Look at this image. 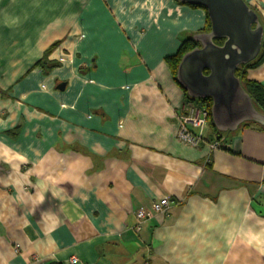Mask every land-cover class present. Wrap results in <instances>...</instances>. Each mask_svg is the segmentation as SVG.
I'll return each mask as SVG.
<instances>
[{
	"label": "crops",
	"instance_id": "0c3cea01",
	"mask_svg": "<svg viewBox=\"0 0 264 264\" xmlns=\"http://www.w3.org/2000/svg\"><path fill=\"white\" fill-rule=\"evenodd\" d=\"M204 24L177 0H0V264H264V129L177 138L165 58ZM245 75L264 87V58Z\"/></svg>",
	"mask_w": 264,
	"mask_h": 264
},
{
	"label": "water",
	"instance_id": "95a60500",
	"mask_svg": "<svg viewBox=\"0 0 264 264\" xmlns=\"http://www.w3.org/2000/svg\"><path fill=\"white\" fill-rule=\"evenodd\" d=\"M177 1L202 6L210 21L209 31L192 35L199 45L182 55L177 83L191 98L211 99V119L220 132L235 131L245 122L264 126V114L255 108L234 74L260 52L263 26L258 14L244 0ZM213 39L223 41L216 44Z\"/></svg>",
	"mask_w": 264,
	"mask_h": 264
},
{
	"label": "trees",
	"instance_id": "16d2710c",
	"mask_svg": "<svg viewBox=\"0 0 264 264\" xmlns=\"http://www.w3.org/2000/svg\"><path fill=\"white\" fill-rule=\"evenodd\" d=\"M177 2H179V1H177ZM179 3L188 4V3H184V2H179ZM188 5L204 9L200 5H192V4H188ZM204 11H205V9H204ZM259 20L262 24L260 17H259ZM209 30H210V21H209L207 14H206V11H205V24H204V26L200 32L209 31ZM213 41L216 44H221L223 39H213ZM198 45L199 44L196 41H194L192 39V37H188V38L181 41L177 51L173 55L167 56L165 58V61H166L167 65L170 69L172 77L176 82H177V80L175 78L176 69H177V65L180 62L182 55L185 52L191 50L192 48H194ZM263 58H264V49H263V40H262V45H261V49H260L258 56L255 59H253L252 61H250L246 64H241L240 66H238L235 69L234 74H235V76H237L239 78L241 86L243 87L245 92L250 96L252 103L255 106V108L259 112L264 114V87L261 84H259L258 82L247 79L246 75H245L247 69L256 67L263 60ZM45 62H47V61H45ZM54 65H57V63L54 62L51 64V66H54ZM204 73H207V70H205ZM182 90H183L185 102L193 103L196 105H204L206 107V109H207L206 123L208 124V127L211 129V131L216 134L215 139L213 141H216V140L219 141L222 138V135L227 133V132L218 131L212 122L211 114H210L211 99L209 97H207V98H191L186 94V92L183 88H182ZM247 123L256 124L254 122H245V123H242L241 125L247 124ZM256 125H258V124H256ZM258 126L260 128L264 129V126H260V125H258ZM213 141H211V142H213Z\"/></svg>",
	"mask_w": 264,
	"mask_h": 264
},
{
	"label": "built area",
	"instance_id": "2783aa9c",
	"mask_svg": "<svg viewBox=\"0 0 264 264\" xmlns=\"http://www.w3.org/2000/svg\"><path fill=\"white\" fill-rule=\"evenodd\" d=\"M207 109L204 105H196L184 102L180 107V113L177 116V138L188 145L198 146L202 140L203 129L206 126ZM220 146L219 141H213L209 144L211 149H217ZM169 202L166 198H160L151 205L153 212H166ZM151 214L150 211L139 209L136 211L137 223L135 230L140 228V224ZM71 257V261H75Z\"/></svg>",
	"mask_w": 264,
	"mask_h": 264
}]
</instances>
